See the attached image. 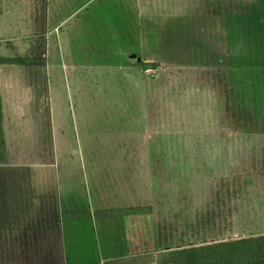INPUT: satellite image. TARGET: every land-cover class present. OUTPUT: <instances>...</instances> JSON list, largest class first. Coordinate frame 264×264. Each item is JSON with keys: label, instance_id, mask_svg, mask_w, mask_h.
Wrapping results in <instances>:
<instances>
[{"label": "rangeland", "instance_id": "1", "mask_svg": "<svg viewBox=\"0 0 264 264\" xmlns=\"http://www.w3.org/2000/svg\"><path fill=\"white\" fill-rule=\"evenodd\" d=\"M7 1L22 48L7 54L41 65L4 77L22 129L0 149V264L142 258L211 189L264 199V5L235 29L245 44L201 52L128 0Z\"/></svg>", "mask_w": 264, "mask_h": 264}, {"label": "crops", "instance_id": "2", "mask_svg": "<svg viewBox=\"0 0 264 264\" xmlns=\"http://www.w3.org/2000/svg\"><path fill=\"white\" fill-rule=\"evenodd\" d=\"M128 1L135 6V14L137 15L144 11L156 20L178 21L181 29H185L184 40L181 42V45L191 46L183 50L201 52L221 51L224 47H227L226 49L228 50H234L233 47L230 49L228 46L245 44L243 39L244 33H235V29H244V21L248 22L251 18L252 5H264V0ZM6 3H8L7 0H0V58H30L22 56L10 57L7 54L11 50H21L22 48L19 47L21 40L17 37V33H19V31H16L18 24L10 22L11 16L6 11ZM145 5L146 7L144 8ZM11 33H14V35L11 36ZM12 45L16 49L11 48ZM34 65L39 66L41 63ZM20 66L26 65L0 64L1 150L2 148H10L11 142L17 140V133H20L22 129V113L7 110L6 107V101L8 100L6 85H14L16 88L17 86L15 85L20 80H14L11 75H9L8 81L4 80V77H7V73L9 72L8 68ZM13 96L16 101H13L12 104L15 106L18 95L17 98L16 94ZM6 154L7 151H5V156L3 157V161L5 162ZM58 189L59 186L57 185V196ZM205 195H209L210 198L198 202L197 199H194V207L186 205L179 212L178 218L181 225H179V230L176 234L167 231V227L163 228V232H156L154 243L159 244L160 247L163 245V248L161 247L159 250L156 244L157 248L151 250L150 254L158 250L160 252L166 251V244L174 243L176 241L175 238H177L178 242L180 241V243L188 245L182 248H188L264 235V199L259 197L260 194L257 190L211 189ZM238 196H242V198ZM248 196L250 198H247ZM96 212L102 213L105 211H95V215ZM79 214H81L80 217H85L83 213ZM104 216L110 215H96V217ZM70 218L76 219V217L71 216ZM167 225L168 223L166 222ZM173 237L175 238L170 240Z\"/></svg>", "mask_w": 264, "mask_h": 264}, {"label": "trees", "instance_id": "3", "mask_svg": "<svg viewBox=\"0 0 264 264\" xmlns=\"http://www.w3.org/2000/svg\"><path fill=\"white\" fill-rule=\"evenodd\" d=\"M39 62V59L32 58H0V64L28 65L39 64ZM142 68L154 69V65L151 63H142ZM149 212V207L145 209L126 208L102 213L96 212V215L123 216L141 213L148 214ZM70 216L77 218L81 214H70ZM105 264H264V235L188 248L172 249L156 254H149L142 258L123 259L119 262H106Z\"/></svg>", "mask_w": 264, "mask_h": 264}]
</instances>
